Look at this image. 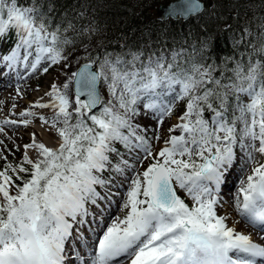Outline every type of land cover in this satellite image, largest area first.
Here are the masks:
<instances>
[{"label": "snow or ice", "instance_id": "obj_1", "mask_svg": "<svg viewBox=\"0 0 264 264\" xmlns=\"http://www.w3.org/2000/svg\"><path fill=\"white\" fill-rule=\"evenodd\" d=\"M204 9L203 0H172L168 15ZM53 12L48 0H0V46L14 39L0 68L65 69L47 100L0 116V264H264V242L220 211L234 189L239 217L264 233V25L259 48L245 26L234 36L245 51L222 64L204 55L210 36L191 52L121 45L93 54L86 45L69 62L74 25L53 26ZM177 101L183 109L162 132ZM37 122L42 131L27 143L9 134Z\"/></svg>", "mask_w": 264, "mask_h": 264}, {"label": "trees", "instance_id": "obj_2", "mask_svg": "<svg viewBox=\"0 0 264 264\" xmlns=\"http://www.w3.org/2000/svg\"><path fill=\"white\" fill-rule=\"evenodd\" d=\"M203 1L206 10L201 16L189 22H176L161 21L153 14L156 7L172 0H48L54 7L53 26H66L69 21L74 25L65 35L74 41L75 47H69L66 54L82 50L86 45H93V54L105 49L121 52V45L145 51L183 46L191 52L193 47L198 50L200 43L210 36L211 44L204 55L222 64L225 58H239V53L245 51L236 46L234 39L245 26L250 27L257 37L254 43L260 47L258 37L264 25V0ZM84 29L89 31L85 33ZM8 43L12 45L14 39L9 38ZM261 58L259 53L254 55V59ZM232 66L229 62L228 67Z\"/></svg>", "mask_w": 264, "mask_h": 264}, {"label": "bare ground", "instance_id": "obj_3", "mask_svg": "<svg viewBox=\"0 0 264 264\" xmlns=\"http://www.w3.org/2000/svg\"><path fill=\"white\" fill-rule=\"evenodd\" d=\"M21 68V67H20ZM19 69H13L11 72L8 71V69L6 68H0V72H4L7 73V78L3 79L0 78V107H3L4 112L0 113V116L7 114L9 108L11 107V105L13 103H15L17 105V110H22V107H27L30 104H32L34 101L38 100L36 98H32L33 94L36 91H39V89L45 87V83L43 78H39L37 79L36 77V72L32 73L28 76H25L24 73H21ZM17 86L20 89V92L23 94L22 97L17 96ZM50 86V85H49ZM48 86V89H49ZM8 93L9 99H5L3 96V93ZM47 92V91H46ZM44 92L41 97L47 98L45 96ZM40 97V98H41ZM23 98L26 99H30V101L28 102H24ZM39 98V99H40ZM18 99V102H15L14 100ZM168 120H166L161 128L162 132H165V130L168 129ZM39 125V122H37L35 124V126ZM23 130V132L21 133L20 131ZM37 131L38 133L41 132V128L40 129H36L34 127L29 128V129H19L16 131H9V134L13 137L14 140L18 141L21 144L27 143L29 140V135L28 133L31 131ZM174 134H179V132H176ZM43 137V138H42ZM52 135L50 133H44L43 136H41L40 138L43 139L46 142H51L52 140ZM2 138V137H0ZM45 138V139H44ZM6 143H10L9 141H5ZM264 162V161H262ZM229 189H232V185L231 183L229 184ZM229 190V191H233ZM227 198L226 201L227 203L230 205L229 208H227L226 210L228 211L226 213V215L229 217V225L232 226L234 225L238 231H244L245 233H251L253 236L254 241L256 242H264V240H261V236H264V233L259 232V230L257 228L252 227L250 224H248L247 222H245L243 219H241L238 215V213L235 211L234 207L231 204V196L232 194H226ZM225 200V199H224ZM221 214H224L222 212V209L220 210ZM237 220H239V223H235ZM87 235V232H86ZM84 251H87V249H84ZM76 264H79V261L77 260Z\"/></svg>", "mask_w": 264, "mask_h": 264}, {"label": "rangeland", "instance_id": "obj_4", "mask_svg": "<svg viewBox=\"0 0 264 264\" xmlns=\"http://www.w3.org/2000/svg\"><path fill=\"white\" fill-rule=\"evenodd\" d=\"M92 47H93V45L88 46L89 51H91ZM0 49H1L3 52H6L7 50H9V48H8L5 44H3L2 46H0ZM1 50H0V52H1ZM4 50H6V51H4ZM83 51H84V48H83L82 50H79V51H73V52H71V53H68V55H69V62H73L77 57H79V56L83 53ZM82 62H83V61H81V63H82ZM43 66H47V65H43ZM43 66H42V67H43ZM71 70H75V68H73V69H71ZM20 71H21V73H24L25 76H28V75L32 74L30 70H29V71H25L23 67L20 68ZM64 71H65V69L63 68L62 65H61V66H53V67L49 68V71H48L47 73H44V72L42 71V69H41L40 71H37V72H36V77H37V79H39V78H43L44 83H45V87L39 89V91H36V92L33 94V97H32V98L39 99V98L41 97V95H42L44 92H46V91L49 90V89H48V86L51 85L53 82H56V83H61V82H63V80H64ZM177 90H178V89H177ZM104 95H105V99H107V93H106V92L104 93ZM3 96H4L5 99H9L8 93H6V92L3 93ZM47 99H48V98H46L45 100H47ZM241 100H242L243 102H245V103H248V102H249V97H247L246 95H242V96H241ZM14 101H15V102H18L19 100H18V99H15ZM23 101H24V102H28V101H30V99L23 98ZM183 104H184V102H182V101H177V103H176V111L174 112V114H173L171 117L165 118V121L168 120V122H169L168 127H169L171 124H173L174 122H176V115H178L179 112L183 109ZM23 108H25V107H22L21 109H23ZM41 111H44L46 114H48V110H41ZM206 116H207V113H206ZM135 122H136V123H139V124H141V125H145V126H147L148 123H149V122L145 119L144 116L137 117ZM155 127H156V126H155V123H154V121H153V122H152V128H155ZM35 128H36V129H40V126H37V127H35ZM20 132L22 133L23 130H21ZM165 132H166V130H165ZM152 134H153V132H152V131H149L148 135L151 136ZM42 138H43V137H42ZM44 139H45V138H44ZM52 139H53V137H52ZM15 142H16L17 144H21V143H19V142L16 141V140H15ZM5 143H6V142H5ZM7 144H8V147H9V148H12V144H11V143H7ZM21 145H22V144H21ZM160 146H161L160 144H155V142H154V148H158V147H160ZM19 156H20V152H16V157L18 158ZM126 158H127V157H126ZM8 159H9V160H13L14 158H13V156L9 155ZM179 194H180L181 196H184V193H183L182 191H180ZM226 194H229V195H230V194H232V191H226V192L223 193V197H224L225 201H226V198H227ZM229 206H230V205H229L228 203H225V204H224V206H223V208H222V212H223L224 214H226V213L228 212L226 209L229 208ZM85 235H86V233H85Z\"/></svg>", "mask_w": 264, "mask_h": 264}, {"label": "water", "instance_id": "obj_5", "mask_svg": "<svg viewBox=\"0 0 264 264\" xmlns=\"http://www.w3.org/2000/svg\"><path fill=\"white\" fill-rule=\"evenodd\" d=\"M205 5V4H204ZM168 5H161L160 7H158L156 9V13L155 15L160 19V20H174V21H179L178 19H176L175 17H172L171 19L169 18V15H168ZM205 11V9H204ZM203 11V12H204ZM202 14V13H201ZM200 14V15H201ZM191 19H184V21H189Z\"/></svg>", "mask_w": 264, "mask_h": 264}]
</instances>
